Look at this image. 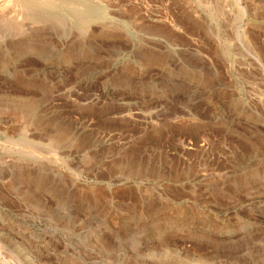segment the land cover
Here are the masks:
<instances>
[{
    "label": "rangeland",
    "instance_id": "obj_1",
    "mask_svg": "<svg viewBox=\"0 0 264 264\" xmlns=\"http://www.w3.org/2000/svg\"><path fill=\"white\" fill-rule=\"evenodd\" d=\"M0 5V264H264V0Z\"/></svg>",
    "mask_w": 264,
    "mask_h": 264
},
{
    "label": "bare ground",
    "instance_id": "obj_2",
    "mask_svg": "<svg viewBox=\"0 0 264 264\" xmlns=\"http://www.w3.org/2000/svg\"><path fill=\"white\" fill-rule=\"evenodd\" d=\"M33 1H34V0H33ZM48 1H51V0H48ZM56 1H57V0H56ZM29 2H30V1H29ZM29 2H28V3H29ZM50 3H51V2H50ZM59 4H60V3H59ZM0 6L2 7V5H0ZM4 7H5V6H4ZM6 7H7V5H6ZM0 9H1V8H0ZM1 14H2V13H1ZM4 14H5V13H4ZM2 15H3V14H2Z\"/></svg>",
    "mask_w": 264,
    "mask_h": 264
}]
</instances>
